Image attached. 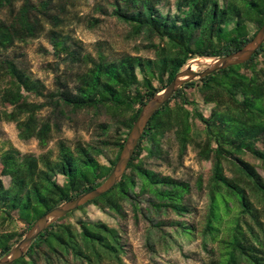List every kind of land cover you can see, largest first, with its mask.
<instances>
[{
    "label": "trees",
    "instance_id": "trees-1",
    "mask_svg": "<svg viewBox=\"0 0 264 264\" xmlns=\"http://www.w3.org/2000/svg\"><path fill=\"white\" fill-rule=\"evenodd\" d=\"M74 1L58 0L59 6L53 8L54 0H24L17 9L15 0H0V11H11L8 19L0 17V122L16 123L21 139L35 138L46 148L53 131L70 114L87 113L106 120L99 124V141L85 144L78 140L71 146L61 139L57 155L51 149L39 155L22 153L13 144L0 148V257L46 211L107 179L141 107L179 70L197 57L239 50L264 22V0H177L174 15L157 7L161 0H110L114 15L130 25L133 36H147L155 57L123 53L110 58L100 52L94 58L58 29L64 23L66 4ZM44 21L52 25L49 33L57 55L65 54L77 64L71 73L73 85L68 77L58 75L56 89L49 91L21 62L3 53L16 42L38 37ZM98 21L91 18V26ZM249 22L255 23L256 32H250ZM191 89L212 105L208 116L195 108ZM30 95L45 101L30 100ZM46 107L51 113L41 116ZM196 120L202 127H197ZM169 132H174L182 153L192 144L201 159L212 161L207 184L210 206L201 234L205 248L212 239L220 243L221 251L209 264H264V175L260 171L264 170V44L247 62L179 88L148 122L119 182L87 204L120 213L125 201L150 192L151 207L157 214H191L186 202L190 183L145 164L144 152L160 155L161 138ZM109 146L116 155L107 165L97 156ZM4 177L10 178L8 185ZM139 180L140 190L136 191ZM73 213L51 224L13 264H43V260L54 264L71 255L89 264H101L105 259L126 264L115 227L79 220L78 231L67 220ZM17 221L23 228L10 230ZM165 226L186 236H195L197 230L180 219H161L154 224L161 231Z\"/></svg>",
    "mask_w": 264,
    "mask_h": 264
},
{
    "label": "rangeland",
    "instance_id": "rangeland-1",
    "mask_svg": "<svg viewBox=\"0 0 264 264\" xmlns=\"http://www.w3.org/2000/svg\"><path fill=\"white\" fill-rule=\"evenodd\" d=\"M37 1V0H33ZM177 0H161L157 7L163 12L174 15L177 13ZM24 0H15L14 7L19 8ZM59 6L58 0H54L53 8ZM103 7V10H99ZM114 6L110 0H75L65 6L64 23L58 29L65 35L71 36L83 47L85 53L97 58L99 53H104L110 58H116L123 53L155 57L153 49L149 48V39L146 35L133 36L128 23L118 19L114 15ZM10 9L3 8L0 17L8 19ZM63 14V13H62ZM91 18H98L95 26H91ZM52 25L44 21V30L36 38H31L27 43L16 44L4 54L9 55L21 62V66L31 72L35 78H39L46 85L47 90H55L57 76L69 78L73 85L71 73L75 71L77 64L73 63L65 54L57 55L50 39ZM251 33L256 32L254 22L248 23ZM192 61V60H191ZM190 61V62H191ZM189 62V63H190ZM142 78V75L139 74ZM191 98L195 100V108L204 115L211 113L212 105L205 103L202 94L195 89L189 90ZM30 100L45 101L43 97L30 95ZM193 105L191 108L193 109ZM51 113L49 107L44 108L41 116ZM106 121L105 117L98 120L87 113L73 115L62 120L59 130L53 131V137L46 148L39 145L37 139L23 140L19 137V131L14 122H0V148H8L10 144L17 147L22 153L39 155L51 149L54 155L58 153V142L62 139L71 146L81 140L83 143H94L101 138L99 124ZM197 127H202L196 120ZM112 129V128H111ZM162 152L160 155L151 156L144 152L145 164L157 172L171 175L175 178L188 181L191 191L186 197L192 213L179 216L174 212L157 214L151 207L152 193L139 194L123 204L122 211L116 212L110 209H102L90 203L83 209H77L67 219L70 220L78 231L81 230L79 220L102 221L111 227H115L121 236L124 246L122 258L126 264H209L210 259L220 254V243L209 239L207 248L203 244L201 230L210 206V195L207 188L208 180L212 171V161L201 159L198 150L188 145L185 152H181L178 140L174 132L167 133L161 138ZM116 150L113 147H105L98 154L101 163L109 165L115 158ZM252 159L251 156H246ZM264 175V170H260ZM230 174V172H228ZM58 179L63 182V176ZM10 178L4 177L6 185ZM141 181H138L136 191L140 190ZM161 219H180L197 227L195 236L175 234L174 229L165 226L161 231L154 227L156 221ZM23 228L21 221L10 226V230L20 231ZM43 264L46 262L43 260ZM54 264H89L68 256L67 261L54 260ZM101 264H117L112 260L105 259Z\"/></svg>",
    "mask_w": 264,
    "mask_h": 264
},
{
    "label": "water",
    "instance_id": "water-1",
    "mask_svg": "<svg viewBox=\"0 0 264 264\" xmlns=\"http://www.w3.org/2000/svg\"><path fill=\"white\" fill-rule=\"evenodd\" d=\"M263 44L264 22L254 37L239 50L223 56L197 57L186 67L179 70L168 85L158 91L141 107L139 115L130 129L119 157L107 179L98 187L83 192L77 197L46 211L34 222L24 236L7 253L0 257V264H13L25 255L32 243L51 224L77 210L82 205L109 192L126 172L150 119L171 99L179 88L185 83L199 80L218 70L247 62Z\"/></svg>",
    "mask_w": 264,
    "mask_h": 264
},
{
    "label": "bare ground",
    "instance_id": "bare-ground-1",
    "mask_svg": "<svg viewBox=\"0 0 264 264\" xmlns=\"http://www.w3.org/2000/svg\"><path fill=\"white\" fill-rule=\"evenodd\" d=\"M194 67H196V66L194 65Z\"/></svg>",
    "mask_w": 264,
    "mask_h": 264
}]
</instances>
